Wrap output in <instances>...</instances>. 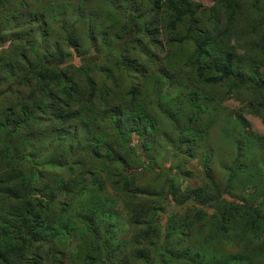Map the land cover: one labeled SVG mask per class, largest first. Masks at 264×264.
<instances>
[{"label":"trees","instance_id":"1","mask_svg":"<svg viewBox=\"0 0 264 264\" xmlns=\"http://www.w3.org/2000/svg\"><path fill=\"white\" fill-rule=\"evenodd\" d=\"M4 1L7 0H0V3ZM239 1L153 0L151 7L142 12L121 14L123 20L126 21V29H124L125 25L121 23L115 34L114 43L101 44L102 51H106L115 59L112 61L113 64L123 66L126 61L128 65L138 64L133 57L129 59L126 55L119 58L118 55L122 49L141 51L142 46L146 47L147 44L156 41L158 28L153 25L156 20L154 14L161 7L170 12L166 24L170 30H173L183 17L187 19L184 32L181 35L171 33L167 43L180 45L182 48L187 43L192 44L190 54L183 58L178 56L176 64L177 73L181 69L187 73H193L192 79L195 81L193 84L196 87L195 93L188 92L191 122L181 128V132L185 131L196 138L191 140L187 136V140L192 143L190 155L193 154V149L198 154L204 150L203 147L201 149L200 144L205 131L202 130L201 133V131L193 130L190 126L195 122L199 112L204 110V106L196 101L199 92L204 95L212 94L210 89L222 87L224 96H226L231 90L236 93L249 90L254 96V101L249 100L246 111L258 116L264 124V74L257 71L259 66L257 57L246 53L245 55L237 54L235 47L228 46L226 40L227 36L231 37L233 34L232 26H235L234 16ZM256 1L259 0H252V3ZM106 2L110 3L111 0H106ZM205 7L209 11L207 19L210 20L207 28H210L211 31L199 27L196 23L198 20L193 18L194 13ZM211 15H213L212 18ZM219 15L224 16L223 26L220 29L217 28ZM16 16L17 14L14 13L13 18L16 19ZM33 19H35V15ZM258 24L251 25L250 23L247 31L251 34L252 39H255L253 41L261 43L264 42V30L260 33ZM260 24H264V19ZM41 28H44L43 24ZM147 33L150 35L147 38L148 43H144L142 37ZM63 34L69 44L66 46L67 50L64 54L57 41H53L51 50L38 44L31 48L28 54H25L26 48L21 43L16 47L11 44V41H8L6 48L0 44L2 52L6 51L3 58L4 64L2 65L0 62L1 70L8 81L6 89L14 87V93L17 96L13 100L14 103L0 110V264H40V248L42 249V247H45V253L49 255L50 261L54 257L62 255L63 252L58 245L64 232L67 229H72L68 221L73 213L67 204L62 202H65L66 196L71 197L84 188V185H80L79 189L78 186L65 187V180L62 177V180L50 178L43 181L39 179L36 184L40 183V185L32 186L36 177H42V174H46L45 172L50 169L56 170L62 165L68 166L70 163L73 166L76 163L73 161V157L66 159L62 153L60 155L57 153L56 148H59V141L53 146L46 143L44 147H40L36 139L39 146L35 148L31 140V136H33L31 134L32 124L46 116L52 117L59 123L75 119L79 113L77 110H68L67 102H76L80 97L85 102L83 106L89 109V98L93 95V83L88 79L86 69L79 70L86 75L85 79L89 85V91L84 96L78 91L77 86H74L68 70L61 67V63L68 57H75L72 49H78L76 37L67 32ZM13 48H18L16 53L8 52L7 49ZM259 53L264 55V48ZM145 59L147 60L148 57L146 56ZM156 72V80L153 83L154 97H158L164 84L178 85L179 81L172 67L165 65ZM26 88L27 92L23 94L22 92ZM130 91L132 92V89ZM224 96L222 97L224 98ZM115 113H117L116 109L113 110V114ZM147 121H149L148 118L141 128L118 133V142L128 146L127 154L138 166L143 162L136 160L135 151L129 146V143L132 140L136 141L135 138H137L140 152L145 151L148 144L141 135L148 130ZM239 123V121H233V124L228 126L226 142L233 157L228 165L225 164L222 168L225 170L222 175L224 178L222 183L215 179L206 164L202 168L201 163L203 186L188 187L181 194L179 200H176L175 196L176 184L172 182L167 184L164 191L151 194L165 199L166 202H174L173 205L188 201L191 212L184 211L180 218L179 212L173 210L172 206L169 211L163 210L162 212L155 207L152 219L153 224L156 225L153 226L142 220L141 214L131 212L128 209V202H125V197L120 196V201L123 204L121 213L125 214V220L130 225V237L127 239L116 238L109 228L113 223L108 222L113 218L112 211L106 210L103 214V220L106 222L102 229L103 235L97 239L96 246L99 250L96 257L97 264H112L113 262L117 263L116 261L118 264H126L130 258L132 260L139 259L141 264H257L252 261L250 263L249 255L253 252L255 254L261 252V259H263L264 154L262 152H264V137L250 135L245 138L243 135L245 131L241 129ZM180 140L182 141V137ZM53 141H56L55 137L52 138ZM96 142V136L91 135L89 139L78 146V150L84 153L91 146L95 158L107 161L119 160L112 157L108 151L99 154L98 150L94 148ZM255 148L262 149L259 150L261 151L259 154L260 166L251 170L248 162L245 161L244 165L240 164V158L245 150L248 154L251 151L255 152ZM253 152L252 155H256ZM59 157L63 162H60ZM245 158L246 156H243V160ZM122 164L125 165L124 170H126L127 163L122 161ZM164 169L162 174L164 177L166 176L164 179L168 180L169 170L166 167ZM118 176L121 186H116V188L119 192H125L129 185V178L122 174H118ZM172 177L175 178L174 175ZM86 183H91V180L90 182L88 179L85 180ZM102 186L100 181L95 184L97 191L101 190ZM109 186L115 189L113 183H109ZM246 186L253 188L249 193L243 195L242 189ZM93 193L96 197V192L89 190V195ZM135 194L133 192V195ZM93 203L91 202V204ZM163 214L164 219L158 223L157 217L162 218ZM91 222L93 220L88 217L85 223L88 225ZM55 223H64L66 230L64 232L62 230L55 231L53 228ZM186 235L193 239L191 252L188 254L186 249L180 250V252L173 251L172 247L179 245L181 238ZM137 239H139L138 246H136ZM212 239L214 241L219 239H224L227 242L235 241L240 250L233 257L215 259L214 255L203 253V247H208L207 243ZM251 245H255L256 250ZM119 249L133 250V254H130L129 257L113 259V252ZM209 250L214 251V249ZM81 260L83 263L92 262L94 258L85 254Z\"/></svg>","mask_w":264,"mask_h":264},{"label":"rangeland","instance_id":"2","mask_svg":"<svg viewBox=\"0 0 264 264\" xmlns=\"http://www.w3.org/2000/svg\"><path fill=\"white\" fill-rule=\"evenodd\" d=\"M152 1L111 0L108 3L106 0H7L0 3V44L2 46L6 48L8 41H11V44L16 47L21 43L26 48L25 54H28L31 48L38 44L51 50L53 41H57L64 54L67 50L66 46L69 44H67L63 33H71L77 39L78 49H72L75 57H68L61 63V67L68 70L74 86H77L78 91L84 96L89 91L85 76L88 75V79L93 83V95L88 102L89 109L83 106L85 102L80 97L76 102H67L68 110L78 111L77 118L59 123L52 117L46 116L31 126V134H33L31 140L35 148L39 146L36 139L40 147H44L46 143L53 146L59 141V148H56L57 153L59 155L62 153L66 159L73 157V161L76 162L73 166L69 163L68 166L62 165L56 170L44 171L46 174L36 177L32 186H39L40 183L36 184L39 179L47 181L50 178L61 180L63 178L65 187L78 186L79 189L80 185H84L81 191L71 197L66 196L65 202H62L66 203L69 210L73 212L68 221L72 229L66 230L64 223H55L53 226L55 231L62 230L64 232L66 230L58 245L63 254L50 261L49 255L45 253V247H42V249L40 248V264H97L96 257L99 252L96 246L97 239L103 235L102 229L106 223L103 220V214L108 209L112 211L113 215V218L108 220L113 223L109 227L112 233L118 239L129 238L130 225L125 220V214L121 213L123 204L120 201V196L125 197L128 209L141 214L142 220L149 225H156L153 224L152 219L155 207L162 212L163 210L169 211L172 206L173 210L179 212L181 218L184 211H192L189 209L188 201L173 205L174 202H166L165 199L151 194L164 191L167 184L172 182L176 184L177 188L175 191L176 200L181 199V194L188 187L204 185L202 168L205 164L215 179L222 183V179H224L222 175L225 172L222 168L225 164L227 166L233 157L226 142L228 126L233 124V121L240 122L241 129L245 131L243 133L245 138L250 135L264 137L263 122L258 116L246 111L249 100L254 101V96L249 90H244L242 93L231 90L228 95L224 96V88H212L209 90L212 94L204 95L199 92L198 98H196V101L204 106V110L199 112L195 122L190 126L195 131H201V133L202 130L205 131L200 144L201 149L203 147L204 150L198 154L193 149V154L190 155L192 143L187 140V136L191 140L196 138L185 131L181 132V128L191 122L188 92L195 93L196 87L193 84L195 82L192 79L193 73H187L184 69L177 73L176 64L178 56L183 58L190 54L192 44L187 43L182 48L180 45L167 43L171 33L181 35L184 32L187 24L185 17L175 25L173 30H170L166 25L170 12L161 7L154 14L156 20L153 25L158 28L156 41L147 44L146 47L142 46L141 51L122 49L118 55L119 58L126 55L129 59L133 57L138 64L128 65L127 61L123 63V66L113 64L112 61L115 59L106 51H102V43H114L115 34L121 23L125 25L124 29H126V21L123 20L121 14L142 12L151 7ZM14 13L18 16L16 19L13 18ZM34 15L35 19L32 20ZM208 16L209 11L205 7L194 13L193 18L198 20L196 23L199 27L211 31L210 28H207L208 22H210L207 19ZM263 16L264 0L255 3H252V0H240L234 16L233 34L226 38L228 46H234L237 54L245 55L246 53L257 57L259 65L257 71L260 74H264V55L259 53L264 48V42L253 41L255 39H252L247 30L250 23L251 25L259 23L258 30L261 33L264 30V24H260L264 19ZM37 20L39 22H36ZM223 22L224 16L219 15L218 29L223 26ZM42 24L44 28H41ZM149 36L148 33L143 35L142 41L148 43ZM17 49L7 50L16 53ZM5 54L6 51L3 53L0 47L2 65ZM2 65L0 66V110L14 103L13 100L17 97L14 87L6 89L8 81L1 70ZM165 65L175 70L179 83L176 86L173 83L164 84L158 97H154L153 83L156 80V71ZM80 69H86V75L79 71ZM26 92L27 88L22 93ZM114 109L117 112L115 114H113ZM147 118L149 119L147 121L148 130L141 135L148 144L145 151L140 152L137 138H135L136 141L132 140L129 143V146L135 151L136 160L143 162L138 166L127 154L128 146L118 142V133L141 128ZM91 135H95L97 138L94 148L98 150L99 154L108 151L112 157L119 160L107 161L95 158L91 146L84 153L79 151L78 146L89 139ZM53 137L56 141L52 142ZM254 150L255 152L251 151L248 154L245 150L240 158V164L244 165L245 161L248 162L251 170L260 166L259 154L261 151L259 150L262 149L255 148ZM252 152L256 155H252ZM243 156H246L244 160ZM59 160L63 162L60 157ZM122 161L127 163L126 170H124L125 165L122 164ZM165 167L169 170L168 180H165L166 176L164 177L162 174ZM118 174L129 178V185L125 192H119L116 188V186H121ZM173 175L175 178L172 177ZM87 179L89 182L91 180V183L85 184ZM97 181L103 185L99 191L95 187ZM109 183H113L115 189L110 187ZM252 188V186L244 187L242 194L246 195ZM89 190L96 192V197H94V193L89 195ZM133 192L136 194L133 195ZM91 202L94 203L91 204ZM88 217L93 222L87 225L85 222ZM161 217H157L158 223L162 222L164 214ZM67 232L71 233L67 234ZM71 234L73 235L71 236ZM138 243L139 239H137L136 246L139 245ZM192 244L193 239L186 235L181 238L179 245L172 247V250L180 252V250L186 249L189 254ZM131 245L133 246L132 243ZM207 245L208 247H203L201 242L203 253L212 254L218 260L233 257L240 250L235 241L227 242L224 239L218 241L212 239ZM251 246H254L256 250L255 245ZM209 249H214V251ZM258 253L253 252L249 255L250 263L252 261L264 264L261 252ZM85 254L94 260L83 263L81 258ZM130 254H133V250L119 249L113 252V259L129 257ZM138 260L130 258L126 264H141ZM116 262L112 264H118V261Z\"/></svg>","mask_w":264,"mask_h":264}]
</instances>
